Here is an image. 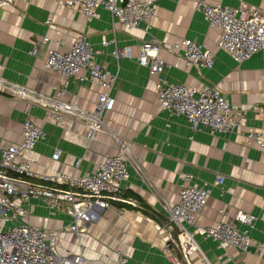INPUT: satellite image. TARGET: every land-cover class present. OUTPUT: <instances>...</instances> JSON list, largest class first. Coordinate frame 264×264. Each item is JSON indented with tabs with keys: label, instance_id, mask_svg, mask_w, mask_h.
Instances as JSON below:
<instances>
[{
	"label": "crops",
	"instance_id": "1",
	"mask_svg": "<svg viewBox=\"0 0 264 264\" xmlns=\"http://www.w3.org/2000/svg\"><path fill=\"white\" fill-rule=\"evenodd\" d=\"M207 1L264 10V0ZM80 34H86L93 45L98 65L117 78L111 93L116 100L114 109L103 117L109 129L90 140L84 123L74 119L48 122L43 107L0 90V149L19 144L23 123L31 120L46 133V139L26 154L37 176L31 182L52 187L38 177L59 171L78 176L94 174L106 156L117 154L122 143L129 145L144 176L130 168L121 198L136 201L138 206L114 203L110 209L96 210L84 235L88 263L118 264L116 252L122 251L129 264H170L165 247L177 233L170 230L163 206L178 203L182 174H191L200 186L212 184L221 175L230 189L225 193L213 189L198 218L199 225L216 226L221 211L231 217L252 214L257 222L251 238L254 245H264V151L248 146L250 133H264V51L236 63L217 47L221 32L209 27L189 0H159L150 24L142 23L133 31L118 24L104 8L98 10V18L87 20L55 0H13L0 8V78L39 96L55 95L60 76L44 66L48 51H67ZM45 37L50 42L40 49L38 57L32 56L36 43ZM104 38L115 43L104 47ZM151 38L163 44L161 57L169 65L163 74L165 80L199 91L217 88L233 108L246 112L245 126L233 134L209 128L194 133L184 117H170L160 110L156 81L136 61L141 47ZM185 39L213 51V69H186L183 52L170 48ZM125 47L132 49V57L113 56L116 48ZM101 92L96 85L73 80L66 101L93 114ZM56 151L61 154L58 161L53 160ZM25 207L32 212L30 225L57 234L56 246L62 255L79 252V243L69 232L73 224L69 205L63 204L54 216L40 201L31 200ZM198 242L212 264H264V252L258 253L255 246L248 253L228 251V258L212 240L198 237ZM194 262L201 264L197 258Z\"/></svg>",
	"mask_w": 264,
	"mask_h": 264
},
{
	"label": "built area",
	"instance_id": "2",
	"mask_svg": "<svg viewBox=\"0 0 264 264\" xmlns=\"http://www.w3.org/2000/svg\"><path fill=\"white\" fill-rule=\"evenodd\" d=\"M158 1L55 0L59 6L76 10L87 20L98 18V10L104 8L118 24L129 31L139 28L142 23L150 24ZM12 2L0 0V8ZM189 2L202 14L209 27L221 32L217 47L236 63L242 64L264 51V10L246 4L232 8L212 4L207 0ZM49 42V37L43 38L36 43L30 54L38 57L40 49ZM114 43V40L104 38L102 46ZM162 48V43L151 38L143 44L136 57L139 66L148 69L156 81L160 110L167 112L170 117H184L194 133L209 128L214 132L233 134L245 126L246 112L233 108L217 88L209 87L199 91L183 84H170L165 80L163 74L169 65L161 57ZM170 48L174 52H183L186 69L196 67L211 70L214 67L213 51L192 40H182ZM95 55L96 51L87 35L80 34L72 40L67 51H48L44 66L60 76V86L55 95L39 96L34 91L2 78L0 90L43 107L48 122L61 123L66 119H74L84 123L88 128V137L92 140L97 134L109 129L103 117L114 109L116 100L111 93L117 80L116 76L98 65ZM113 56L130 58L132 49L116 48ZM73 80L96 85L102 90L93 114L66 101L67 90ZM45 139V131L28 119L22 125L21 142L0 149V264H89L84 255L83 242L86 228L94 220L96 210L110 209L114 203L138 206L136 201L121 198L122 185L130 178V168L140 177L144 176L128 144L122 143L117 154L106 156L94 174L78 176L59 171L39 176L41 182L52 185L46 187L31 182L37 176L26 158V154ZM248 146L264 151V133H250ZM60 156V152L56 151L53 160L58 161ZM225 180L223 176L217 175L212 184L200 186L195 184L191 174L181 175L178 203H166L163 206L171 223L170 230L177 233L175 237H170L165 247L170 264H195V258L201 264H212L203 254L198 237L217 243L227 253V257L228 251L248 253L254 246L258 253L264 252V245H254L251 238L257 222L255 215L239 213L231 217L221 211V220L216 226L199 225L198 218L207 207L213 189H220L223 193L230 191ZM31 200L43 202L52 216L60 211L63 204L69 205L68 214L73 218L69 232L79 243L78 253L62 255L56 246L55 232H44L30 225L32 212L25 204ZM116 258L118 264H129V259L122 251L116 252Z\"/></svg>",
	"mask_w": 264,
	"mask_h": 264
},
{
	"label": "trees",
	"instance_id": "3",
	"mask_svg": "<svg viewBox=\"0 0 264 264\" xmlns=\"http://www.w3.org/2000/svg\"><path fill=\"white\" fill-rule=\"evenodd\" d=\"M140 208V207H139Z\"/></svg>",
	"mask_w": 264,
	"mask_h": 264
}]
</instances>
